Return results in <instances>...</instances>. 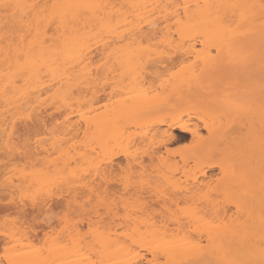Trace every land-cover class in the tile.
Here are the masks:
<instances>
[{"label": "snow or ice", "instance_id": "snow-or-ice-1", "mask_svg": "<svg viewBox=\"0 0 264 264\" xmlns=\"http://www.w3.org/2000/svg\"><path fill=\"white\" fill-rule=\"evenodd\" d=\"M159 19L164 29L152 31ZM256 35L258 82L240 81L242 96L229 95L202 113L210 136L217 119H239L247 131L225 133L205 155L182 157L178 176L179 162L174 171L163 155L166 140L145 132L140 117L153 113L154 99L160 106L172 102L169 87L181 94L201 87L209 67L254 64L255 52L239 38ZM93 39L103 41L106 53L95 71L88 58ZM173 51L184 59L166 77L168 87L161 82L165 93L150 95L140 79L146 62L160 63ZM0 61L5 105L23 87L31 90L30 81L51 77L49 91L56 87L60 103L73 111L79 103L77 115L90 124L88 103L74 97L81 84L103 83L112 90L106 115L118 127L115 140L103 151L93 148L89 159L31 114L24 119L33 124L22 127L13 118L11 131L5 124L0 264H264V0L120 6L0 0ZM132 122L135 133L127 126ZM188 147L168 148V157ZM207 169L218 174L209 179Z\"/></svg>", "mask_w": 264, "mask_h": 264}, {"label": "bare ground", "instance_id": "bare-ground-1", "mask_svg": "<svg viewBox=\"0 0 264 264\" xmlns=\"http://www.w3.org/2000/svg\"><path fill=\"white\" fill-rule=\"evenodd\" d=\"M18 2H21V3L73 2V0H18ZM97 2H101V0H97ZM102 2L120 6V5H128V4L164 5V4H174L177 2L196 4V3H204L206 2V0H102ZM141 14L147 16L148 12L143 11ZM156 16L159 17V10H157ZM129 18L135 19V16L129 15ZM158 23H159V27L152 29V31H161L162 29H164V21L162 19H159ZM239 40H240V44L243 47L249 48L255 52V63L254 64H249L245 66L242 63H232V64L224 63L223 65L218 66L217 68L209 67L206 69L202 77V86L201 87L194 86L191 90H188L187 87H185L182 94L179 92H173V90L169 87L168 92L169 94H171L172 102L170 104H164L160 106L158 105V98L154 99L153 101H151V103L154 105H157V107L154 109L153 113L143 114L140 117V123L147 125L145 129L155 124L165 125L166 131L162 133L163 135L167 134L166 136H172V133H171L172 131H179L181 133L190 135L191 140L193 141L195 139H196L195 141L199 139L201 129H205L209 134L208 128L205 127L204 118L194 117L195 120H197V122L193 120L189 122L183 121L181 119V116L186 112L183 108L187 109L188 107L193 106L204 112L205 109L219 106L223 102L225 97L229 95L233 97L242 96L241 84L239 83L240 81H243L244 79H247L248 77L253 76L255 77L256 82H258L259 74H260L259 36L258 35L241 36ZM104 47L105 45L103 41H97L95 39L91 41L90 49L88 51L89 61L92 62L91 68H93L96 64V61H94V59H96L95 56L104 53ZM161 59H162V62L160 63H153L151 61L146 62L147 67L145 68L144 71H146L147 75L144 76L145 74L144 72V74L141 73V76H140L141 81L144 83V87L147 89L149 94L153 96H155L156 92H159L161 94L165 93V89L160 86L161 82L163 81L165 84V87H168V81L166 77L170 74V70H172V67L176 63H181V61L184 59V56L182 55L181 52L173 51L169 56H165ZM2 67H3L2 61H0V68ZM150 73L153 75L154 80L151 79L150 81V78H149L151 77ZM234 76H238L240 78V81L234 80L233 79ZM57 80H59V77H57ZM51 82H52L51 77L47 79L37 80V81H30L29 83L31 86V90H29L27 87H23L21 89V92H17L16 95L14 96L10 95L8 97V100H9L8 105H5V98L3 96L2 91H0V137L4 136L6 123L8 124V130L11 131L10 121L13 118H18L21 122L22 127L24 125L33 124L34 123L33 120L24 119L25 117L31 114L33 117H35V122L41 123V124L48 122V121L46 122L45 116L46 117L49 116L48 119L46 118L49 121L52 118H55L54 120L56 122L53 121L52 119L51 121L52 124H54L53 122H55V123H60V124H56L57 126L58 125L62 126V129H60L61 126H58L60 130L58 129V127H56L59 130V131L57 130V134L61 135L63 132L61 137H63V141L66 147H71L74 150L77 157L79 156L80 152L83 151V152L90 154L88 155V158L90 159V156H91V152H90L91 151V139L90 138L92 135L91 133H93L94 131L93 135L95 136L96 129H98L97 127L101 126V130L105 128L104 133L106 134L105 136L107 138V139L105 138L106 139L105 145H107L110 140H115V137L118 135L117 133L118 127L114 121L109 120V118H107L105 120H101V122L99 121L100 122L99 123L100 125H99L98 121H96V118L91 116L90 124H85L83 121L80 120L79 115H77V113L81 111V105L79 103L76 104L75 111H73L71 108H67L63 106L60 103V95L57 93V88L52 87L51 91H49ZM20 83L21 85H23V81H21ZM2 88H3V79L0 78V89ZM93 88L95 89V84L93 85L92 88H89L87 83L81 84L77 90L76 97H74V99L76 100L88 103V107L91 110L95 108V106H93L95 105V102H92L93 100H95V97H96L95 92H94L95 90ZM5 107L8 108L7 112H5ZM87 110L88 109H84V111H87ZM181 110H184V111H181ZM47 112H50V115ZM51 113L54 115L57 114L56 116H59L60 114L61 119H59V117L57 119V117L54 115L52 116ZM5 116L8 117L7 121L5 120ZM51 116L52 118H50ZM65 117H68V119L66 120ZM57 120L59 122H57ZM257 120H258V117H257ZM198 122H201L202 126H200ZM209 123H211V121H209ZM249 123H251V121H249ZM50 124L48 125L49 126L48 128L51 129V126L53 125L52 124L50 125ZM112 126H115L117 128L115 129V127H113L116 132L115 135H114L115 132ZM127 126L129 128L133 127L136 129L135 122L129 123ZM214 127L218 131L212 136L209 135L210 136L208 140L209 143L207 145H202L200 148H198L192 157L202 156V155H205L215 150L216 145L219 143L221 137L225 133H228L229 136H231V134H234V133L239 134L241 131H247V129L243 127L242 121H240L239 119L235 121L229 120L227 118H225L223 121L217 119ZM80 131L83 134L82 137L86 140L87 143L84 142V139H81V135H80V138H78L77 140L76 136L78 135L76 134H79ZM85 131H87V136L85 135ZM69 135H71L70 137L72 136L74 138L76 137L75 139L77 141L81 139V141H79L80 143L75 141L77 144L79 143V146L73 144L74 138L73 137H72L73 139L70 138ZM69 139L72 140L71 143L73 145H71V143L69 142ZM88 139L90 143L88 142ZM83 142L85 144H83ZM87 145H89L88 146L89 148L87 147ZM80 146H82L81 150L78 149V147L80 148ZM41 151H43V149H41ZM158 159H160V157H158ZM182 161L186 162V159L183 158ZM74 162L75 161H73V163ZM211 170L212 169H208L205 172V175L208 174L207 172ZM223 215L224 213H221V218H223ZM228 216L231 217L232 214H228ZM113 229L114 228H112V231ZM115 229L117 230V228ZM115 229L114 231L116 232ZM231 239L232 237L230 235L226 236L224 239L225 245H227L229 241H231Z\"/></svg>", "mask_w": 264, "mask_h": 264}, {"label": "rangeland", "instance_id": "rangeland-1", "mask_svg": "<svg viewBox=\"0 0 264 264\" xmlns=\"http://www.w3.org/2000/svg\"><path fill=\"white\" fill-rule=\"evenodd\" d=\"M106 55V53H103V54H99V55H97V56H95V58L96 59H94V61H96V64H95V66H94V64H93V68H92V70L93 71H95V68H96V65L97 64H99L100 63V60H101V57L102 56H105ZM179 66H180V63H176L173 67H172V70H170V73L172 72V71H174L176 68H179ZM169 67H171V66H169ZM144 72H145V74H144ZM143 74H144V76H146L147 75V73H146V71H143L142 72ZM101 74L102 75H106V73L104 72V70L103 69H101ZM151 74V73H150ZM151 77H149L150 78V81H151V79L152 80H154L153 79V75L151 74L150 75ZM234 80H236V81H240V78L238 77V76H234V78H233ZM94 89V88H93ZM95 91V105H93V106H95V108L94 109H92V111H91V116L92 117H95L96 118V121H98V124L101 122V120H105V119H107L108 118V116L106 115V113L111 109V107H112V105L111 104H109V106H108V109H105L104 108V105L106 104V103H108V97H109V95L111 94V88H108L107 89V91H105V87H104V85H103V83H101L99 86H96L95 85V89H94ZM117 98H119V97H117ZM92 106V107H93ZM186 112L181 116V119L183 120V121H185V122H189V121H191V120H193V121H196L197 122V120H195V118H204V115L202 114L203 113V111H201L200 109H198V108H195V107H188L187 109H185V108H183ZM184 110H181V111H184ZM49 111V110H48ZM52 111V110H51ZM50 111V112H51ZM53 111H55V110H53ZM50 112H47V113H49V115H50ZM54 113V112H53ZM56 113H58V112H56ZM52 114V113H51ZM55 114V113H54ZM54 114H52V116L54 115ZM46 115H48V114H46ZM57 115V114H56ZM56 115H54V116H56ZM45 116V115H44ZM52 116L50 117V118H52ZM158 116V115H157ZM49 117V116H48ZM48 117H46L45 116V120H46V122L47 123H49L50 124V122L52 121V119H53V121H55L54 119L55 118H52L50 121L49 120H47L48 119ZM57 117V119H58V117H59V119H61V117H60V114H59V116H56ZM195 117V118H194ZM47 118V119H46ZM49 118V119H50ZM153 118V117H152ZM62 121V120H61ZM60 121V122H61ZM100 121V122H99ZM56 122V121H55ZM55 122H53L55 125L56 124H60V123H55ZM57 122H59L58 120H57ZM46 123V124H47ZM199 124H200V126H202V123L201 122H198ZM49 124H47V125H49ZM51 124H52V122H51ZM50 124V125H51ZM54 124H52L53 126H55ZM96 125H97V123H96ZM100 125V124H99ZM53 126H51V128L53 127ZM58 126H61V125H58ZM57 125L55 126V127H58ZM49 127V126H48ZM97 127V126H96ZM113 127H115V126H112V128ZM98 129H96V134H95V136L93 135L94 134V131H93V133H91L92 135H91V155H92V149L93 148H97L98 149V151H103V148H104V146H105V140L107 139L106 138V134L104 133V130H105V128H104V126H103V130H101V126L100 127H97ZM111 128V127H110ZM50 129V128H49ZM58 129H59V127H58ZM57 129V130H58ZM60 129H62V126H61V128ZM59 129V130H60ZM95 129V128H94ZM114 129V128H113ZM115 129H117L116 127H115ZM115 129H114V132H115ZM131 130H133L132 132L133 133H135V131H136V129L135 128H133V127H131L130 128ZM58 130V131H59ZM118 130V129H117ZM41 131H42V129H41ZM144 131L145 132H151V134L152 135H156V136H158V137H163L165 140H166V142H167V146H168V148H170V149H172L174 152H175V150L176 149H179V148H181V145H188L189 147L187 148V149H185L182 153H180V154H173L171 157H168V148H165L164 149V152H163V155L165 156V158L168 160V163H169V166L170 167H172L173 168V170L175 171V166H176V164H177V162H179V164H180V167H181V172L180 173H177V175L178 176H181L182 177V171H183V165H184V163L185 162H183L182 161V157H192L193 155H194V153H195V151L198 149V148H200L202 145H207L208 143H209V138H210V136H209V134H208V132L205 130V129H201V131H200V136H199V139H197V141H193V140H191V136L190 135H187V134H184V133H181V132H179V131H172L171 133H172V136H166V135H163L162 133H164L165 131H166V126L165 125H157V124H155V125H153V126H149L147 129H144ZM62 132V131H61ZM111 132V131H110ZM110 132H108V133H110ZM113 132V133H114ZM79 133V132H78ZM117 133H118V131H117ZM62 134H63V132H62ZM61 134V135H62ZM116 134V132L114 133V135ZM61 135H59V136H61ZM73 135V134H72ZM76 135H78V136H76ZM75 136L77 137V140H78V138H80V135H81V139H84L83 137H82V132L80 131V133L79 134H76ZM108 135V134H107ZM113 135V134H112ZM71 135H69V137H70ZM89 136V135H88ZM69 137H67V138H69ZM73 137V136H72ZM72 137H70V138H72ZM75 137V138H76ZM110 137V136H109ZM113 137V136H112ZM111 137V138H112ZM74 138V137H73ZM72 138V139H73ZM73 139L74 140V142H73V144L74 145H78L79 146V141H81V139H79V141H77L76 139ZM88 138V137H87ZM106 138V139H105ZM137 139H143V137L142 136H140V137H138ZM148 139L149 140H151V136H149L148 137ZM75 141H77V142H79L78 144L75 142ZM83 141V140H82ZM202 142V143H200V142ZM69 142L71 143L72 142V140L71 139H69ZM84 142L85 143H87L86 142V140L84 139ZM83 142V144H85ZM88 142H89V139H88ZM69 143V144H70ZM90 143V142H89ZM72 143H71V145H73ZM70 145V146H71ZM80 145H82V144H80ZM90 145V144H89ZM89 145H87V147L89 146ZM82 146H84V145H82ZM82 146H80V148L78 147V149H80L81 150V148H82ZM77 147V146H76ZM89 148V147H88ZM79 150V151H80ZM89 154V153H88ZM90 155V154H89ZM161 156V153H160V151H159V147H158V149H157V154H156V156H155V160H156V162H157V164H159V163H161V161H160V159H158V157H160ZM90 158H91V156H90ZM122 157H117V159L119 160V159H121ZM149 159H151V158H149ZM208 170V169H207ZM206 170V171H207ZM208 174H206L207 176H208V178L209 179H211L212 178V176L214 175V174H218V171L217 172H213V170H211V171H209V172H207ZM184 179V183L185 184H187L188 183V181H187V179L186 178H183ZM200 180H201V183H204L205 181H204V179H203V176H201L200 177ZM193 183H195V180H193L192 181ZM221 213H223V211L221 212ZM228 214H232V212L230 211V212H228ZM115 226V227H114ZM113 226V228L115 229V228H118V225L116 226V225H114ZM114 229H113V231H114ZM116 230V229H115ZM116 232H117V230H116ZM114 233H115V231H114Z\"/></svg>", "mask_w": 264, "mask_h": 264}]
</instances>
